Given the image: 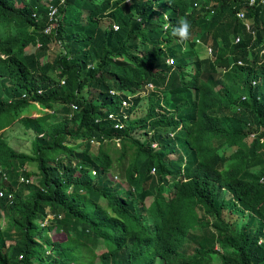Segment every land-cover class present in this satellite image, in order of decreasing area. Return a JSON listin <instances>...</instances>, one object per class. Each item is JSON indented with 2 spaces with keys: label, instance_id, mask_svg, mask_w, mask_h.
<instances>
[{
  "label": "trees",
  "instance_id": "trees-1",
  "mask_svg": "<svg viewBox=\"0 0 264 264\" xmlns=\"http://www.w3.org/2000/svg\"><path fill=\"white\" fill-rule=\"evenodd\" d=\"M126 2L50 0L49 16L39 0H0V217L19 233L7 248L0 228V264H210L211 254L219 264H264V0H132L141 5L133 13ZM101 15L112 22L93 41ZM181 17L191 24L187 46L207 45L231 83L206 57L179 54L171 31ZM54 23L45 36L61 53L39 63L42 44L25 61L34 35L24 30ZM142 90L144 113L128 117ZM32 102L50 110L22 116L32 137L29 152L17 151L1 132ZM226 191L229 210L246 217L238 229L222 217ZM53 229L63 238L52 239ZM102 241L113 247L97 254Z\"/></svg>",
  "mask_w": 264,
  "mask_h": 264
},
{
  "label": "rangeland",
  "instance_id": "rangeland-1",
  "mask_svg": "<svg viewBox=\"0 0 264 264\" xmlns=\"http://www.w3.org/2000/svg\"><path fill=\"white\" fill-rule=\"evenodd\" d=\"M127 1L126 3H129V0H125ZM132 0H130V11L136 12L137 9L141 6V5H136L134 3L131 2ZM50 2V0H39L40 5L43 6H47L48 3ZM93 2H99V0H93ZM16 4L18 6L22 5L21 1H17ZM116 4L114 3V1H111V7H114ZM49 6V5H48ZM69 14L70 17L72 16V14L74 13V11L72 9H69ZM108 11V10H106ZM84 15H85V11H81V13L78 16V21L80 23L84 22ZM166 16V15H165ZM140 17V16H138ZM139 19V18H138ZM246 23L247 20H244ZM107 22H109V24L112 22L111 21V17L107 16V15H101L99 17V24H98V28L96 29V32L94 33L93 36V41H95L103 32V28H105L107 26ZM54 24L50 25L49 27L46 25L44 27L43 30L41 31H33L31 28H27L25 29V34L28 35V33H31V35H34V41L27 43L21 52L22 58L25 61H28L29 59H31L34 56V52L36 51L37 47L39 48L42 44H44L46 48V50L44 51V53L38 58L39 63H43L45 61L50 62L51 59L61 53L62 48L59 45L58 41H56L55 39H53L51 36H45V34H49L52 30L50 28H52V26H54ZM5 25L2 23L1 24V28H3ZM10 28L8 29L10 32H15L18 29L16 27H14L13 25L9 26ZM113 29H116V25L112 24ZM63 31L64 32H69L70 31V23L65 21L63 24ZM23 32V31H22ZM44 35H43V34ZM160 31H156L153 32L151 34L153 35H159ZM1 34V33H0ZM52 35V34H50ZM188 45V44H187ZM142 48H145V44L142 45ZM197 50V51H196ZM88 51L91 53V57L89 60H87L88 64H92L93 60L96 59L97 54L94 52V50L91 49V45H89L88 47ZM179 54L184 57L188 62H192L195 60L196 55L199 57H206L208 59V65L211 68L212 71L217 73V78L221 79L223 81H225L226 83H231V73L228 71V69L223 68L222 66H220V64H214L212 63L213 60V56H211L210 51H208L207 49V45L203 46L202 44H198L194 45V48L191 49L187 46V48L185 49V45L183 44ZM161 59L156 60L155 61V65L158 67H163L164 66V61L162 59V57H160ZM168 58H166L167 61ZM222 63V62H221ZM187 71H191L190 66L186 67ZM48 75L53 78V79H58L60 77V74L56 71H54V69L47 71ZM215 87H219V85H216ZM235 89V85H230L229 90L230 91H234ZM90 91V92H94V90L88 88V89H83V91ZM138 94H140V100H138V103L136 104V109L134 110L133 113H130L128 115V117H137L140 116L144 113V110L146 108V101H145V93H143V90L140 92H137ZM136 94V93H135ZM50 108L48 106H41L39 104H37L36 102H32L30 103V105H28L26 108H23L21 110V112H17L14 111V121L6 126L5 128L2 129L1 135H3V137L6 139L8 145L10 147H12L13 149L17 150V151H24V152H29V146H30V139L32 137V132L30 129H26L23 125L22 122L20 121V119L22 118L23 115H32V116H36L44 111H49ZM110 118V117H109ZM250 137V136H249ZM247 137V140L248 138ZM154 145V144H153ZM233 148L232 147H227L225 148V150L223 151L224 154H227L228 152H230ZM171 158L174 159V155H170ZM259 158L257 157L256 159H254L253 161H258ZM184 164V163H183ZM189 164L188 162L182 166V169L184 171L187 170ZM184 167V168H183ZM258 168V165H251L250 169L254 170ZM26 169L29 171H35V164L34 163H27L26 164ZM115 168H112L110 172H112L111 174H115L116 177L119 180V182H116L117 184H119L120 187H128V185H126V183H124L121 180V176L114 170ZM152 170V169H151ZM15 178V177H14ZM170 179L172 177H169ZM16 181L14 182V185H16V190L19 189L18 191L21 192L22 191V196H24L27 192V190L25 188L20 187V184L17 185L18 182H21V178L17 177L15 179ZM115 181V180H113ZM29 183L39 186V182L37 180V176L35 174L31 175V177L29 178ZM166 189L167 186H163V193H166ZM225 202L222 205V217L223 219L227 222H229L230 226L233 229H238L240 224L243 223L246 219V217H241L239 216L237 213H233L231 212V210H229L230 207V203L231 201L234 199V197L231 196V193L229 191H226L225 193ZM151 200V197H146L143 200V204L145 206H147L149 204ZM243 207H245L244 205H242ZM1 213V211H0ZM260 219L264 218V216L260 217ZM6 223V216L5 215H1L0 217V228L2 230V235L5 239V247H9V245H11L14 241V239H16L17 237H19V233L13 229H3V226ZM68 229V228H67ZM67 231V230H64ZM64 235V232H61L60 230H51L50 231V236L52 237V239H62ZM113 246L109 245L108 242L106 241H102L100 243L97 244L96 248H95V252L97 254H99L102 251H105L107 249H111ZM217 245L215 246V248L217 249ZM121 252V251H119ZM211 262L210 264H219V260L216 257V255L211 254ZM210 257V258H211ZM155 264V263H153Z\"/></svg>",
  "mask_w": 264,
  "mask_h": 264
},
{
  "label": "clouds",
  "instance_id": "clouds-1",
  "mask_svg": "<svg viewBox=\"0 0 264 264\" xmlns=\"http://www.w3.org/2000/svg\"><path fill=\"white\" fill-rule=\"evenodd\" d=\"M191 33V24L185 17L179 18L176 26L172 27L171 35L178 38V42L185 45L187 48V42ZM151 172V171H150Z\"/></svg>",
  "mask_w": 264,
  "mask_h": 264
},
{
  "label": "built area",
  "instance_id": "built-area-1",
  "mask_svg": "<svg viewBox=\"0 0 264 264\" xmlns=\"http://www.w3.org/2000/svg\"><path fill=\"white\" fill-rule=\"evenodd\" d=\"M260 1H263V0H260ZM253 2V0H248V3L250 4V3H252ZM48 10H49V16H52L55 12H56V7L55 6H52V5H49L48 6ZM236 16H237V18L238 19H244V14H243V11H241V10H239V11H237L236 12ZM244 24H245V27H246V29L248 28V24L246 23V22H244ZM50 25H48V27H49ZM238 40V38L237 37H235V39H234V41H237ZM195 41H198L197 39H195ZM198 43V42H197ZM207 49H208V51H210L209 50V47H207ZM260 52H264V45L262 46V49H261V51ZM172 60L169 58V59H167V62L168 63H170ZM62 82V81H61ZM145 89H152V86H151V84H146L145 86ZM121 105H123V106H126L127 105V102H126V100H122L121 101ZM112 118V114H109L108 115V118ZM114 126H116V125H114ZM152 169V168H151ZM153 171V169L151 170V172ZM0 177L2 178V179H5V175L3 174V173H0ZM2 196V190H0V197Z\"/></svg>",
  "mask_w": 264,
  "mask_h": 264
}]
</instances>
